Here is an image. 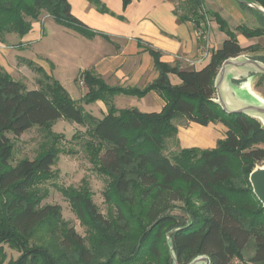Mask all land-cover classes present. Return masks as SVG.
<instances>
[{
    "label": "trees",
    "instance_id": "obj_1",
    "mask_svg": "<svg viewBox=\"0 0 264 264\" xmlns=\"http://www.w3.org/2000/svg\"><path fill=\"white\" fill-rule=\"evenodd\" d=\"M87 1L99 13L114 16L98 0ZM203 1L184 0L178 17L205 33L209 16L226 35L201 70L171 66L160 60L158 51L145 47L158 77L141 90L110 87L92 70L78 75L75 81L82 80L86 90L82 104L100 101L106 108L100 120L33 62L22 60L40 76L34 89L0 67V244L21 252L10 264H172L163 245L167 235L177 264L201 256L209 264H230L242 259L251 242L254 253L249 262L264 264V208L249 182L253 169L264 164V128L254 118L223 111L214 101L222 63L251 49L238 44L234 31L247 39L264 36V16L234 0L256 16L259 26L232 31L217 13L203 11ZM241 1L264 9V0ZM121 2L124 8L130 4ZM43 13L83 37L98 35L71 14L67 0H0V40L8 34L23 37ZM169 75L180 84L172 85ZM150 92L164 102L158 113L114 106L115 96L143 98ZM178 118L202 127L219 123L226 128L225 137L214 149H179L167 156V143L178 145L174 124ZM59 120L85 129L87 160L106 177L103 195L116 212L117 224L102 217L86 186L61 188L89 238L68 227L58 206L40 205L45 196L40 186L55 177L51 170L57 162L55 147H44L33 160L10 165L12 144L7 135L19 137L37 127L55 140L51 127ZM176 204H181L180 217L171 214ZM130 224L135 226L124 233ZM34 238L37 243L31 244ZM102 251L107 259L96 262L95 255Z\"/></svg>",
    "mask_w": 264,
    "mask_h": 264
},
{
    "label": "crops",
    "instance_id": "obj_2",
    "mask_svg": "<svg viewBox=\"0 0 264 264\" xmlns=\"http://www.w3.org/2000/svg\"><path fill=\"white\" fill-rule=\"evenodd\" d=\"M98 1L114 16L99 13L87 0H67L71 14L98 35L83 37L44 14L23 37L8 34L0 40V67L17 78L25 71L31 73L22 60L31 61L57 80L73 100L79 101L86 92L84 87L80 91L75 87L81 72L92 70L110 87L141 90L158 77L145 47L158 51L160 60L171 66L201 70L226 39L214 21L208 23L205 33H198L190 21L179 22L181 12L175 14V10L179 1L184 0H130L126 8L121 0ZM203 5L217 13L232 31L239 26H259L256 16L241 10L234 0H204ZM234 33L241 47L256 43V38ZM169 81L172 85L180 84L175 75H169ZM113 103L118 110L135 108L141 113H158L164 106L154 92L143 98L118 95ZM82 107L99 120L106 114L100 101ZM177 128L180 149H214L226 133L219 123L202 127L185 121Z\"/></svg>",
    "mask_w": 264,
    "mask_h": 264
},
{
    "label": "rangeland",
    "instance_id": "obj_3",
    "mask_svg": "<svg viewBox=\"0 0 264 264\" xmlns=\"http://www.w3.org/2000/svg\"><path fill=\"white\" fill-rule=\"evenodd\" d=\"M183 6V1H179L176 6V11L181 12ZM203 11L206 12L209 10H207L203 5ZM44 14L46 13H43L42 16ZM207 19L209 23L211 22L212 18L210 19L209 16H207ZM255 42L256 43L254 45L249 46L251 48L250 51L242 54L241 56L249 57L251 59H264V36L257 37ZM29 70L31 73L25 71L24 73L20 74L19 77H14L13 79L15 81L24 83L27 89H34L36 88V80L40 76L33 72L30 68ZM244 78L239 77L238 80H233V84L236 87H239L245 83L247 85L249 84L251 94L260 103H264V77L262 74L253 73L245 76ZM75 87L79 91L80 88H83L79 86V81L75 83ZM71 89L73 90V88ZM77 102L80 105H83L80 100ZM256 120L264 128V121L258 118H256ZM174 124L176 126L183 125L185 124V120L178 118L174 121ZM51 131L55 134V136H57L55 140L51 137H48L44 130L37 127L28 130L19 137L7 135L12 144V159L10 161V165L15 166L19 161L24 159L33 160L44 147H55V149L58 150L57 162L51 168L52 172L55 173V177L40 186V189L45 194L40 205L58 206L60 208L62 220L68 224V227L73 228L76 234H78L80 237L89 238L88 230L77 219L67 198L60 192L61 188H71L78 190L79 188L86 186L91 194L93 204L96 206L102 217L105 220L116 222L117 224L118 220L115 209L105 201L103 195L104 191L106 190L107 179L106 177L98 174L87 160L84 148V144L87 141V137L84 134L85 129L79 125L59 120L51 127ZM179 149V146L176 145L175 142L169 141L164 154L171 156ZM257 166H264V164ZM175 206L176 209L173 210L171 214L179 217L182 216L181 212L179 211L181 204H176ZM133 226H135V224H130L124 233L130 232ZM45 238L47 239L48 237L45 236ZM37 239L38 238L32 239L31 244L37 243ZM163 245L165 246V253L169 254L170 258L172 259V264H177L175 261V255L170 246L169 235L166 236L165 240L163 241ZM253 253L254 245L251 242L244 251L242 259H234L230 264H252L249 262V259ZM20 255L21 252L18 250L10 248L6 244H0V264H10L15 262ZM106 259V251L98 252L95 255L96 262L101 263ZM146 264L153 263L149 261L148 263L146 262Z\"/></svg>",
    "mask_w": 264,
    "mask_h": 264
},
{
    "label": "water",
    "instance_id": "obj_4",
    "mask_svg": "<svg viewBox=\"0 0 264 264\" xmlns=\"http://www.w3.org/2000/svg\"><path fill=\"white\" fill-rule=\"evenodd\" d=\"M248 6L249 8L261 13L264 16V9L248 2L237 0ZM229 67L233 70H227ZM241 69V70H240ZM264 74V64L260 61L251 59L245 56H238L236 58H230L225 60L215 78V99L214 101L227 113L243 114L251 118H258L264 121V103H260L251 94L248 85L245 83L239 87L233 84V80H238L239 77L244 78L249 74ZM245 79V78H244ZM225 85V86H223ZM230 92L233 97H228L230 103L235 104L234 100L241 103L236 105L233 110H229L225 96L227 92ZM263 166H257L249 175V182L252 187V191L258 201L264 208V168ZM189 264H209V260L205 256L197 257Z\"/></svg>",
    "mask_w": 264,
    "mask_h": 264
},
{
    "label": "bare ground",
    "instance_id": "obj_5",
    "mask_svg": "<svg viewBox=\"0 0 264 264\" xmlns=\"http://www.w3.org/2000/svg\"><path fill=\"white\" fill-rule=\"evenodd\" d=\"M234 68H232V67H229L227 70H233ZM241 70V69H240ZM223 86H225V85H223ZM233 97L232 96V94L228 91L227 92V94H226V96H225V101L227 102V107H228V109L229 110H233L235 107H236V105H241V103H239L238 101H236V100H234V102H235V104H232V103H230L229 102V100H228V97ZM264 118V117H263ZM262 168H264V166L262 167Z\"/></svg>",
    "mask_w": 264,
    "mask_h": 264
},
{
    "label": "built area",
    "instance_id": "obj_6",
    "mask_svg": "<svg viewBox=\"0 0 264 264\" xmlns=\"http://www.w3.org/2000/svg\"><path fill=\"white\" fill-rule=\"evenodd\" d=\"M79 86L83 87L84 84H83V81L82 80H79Z\"/></svg>",
    "mask_w": 264,
    "mask_h": 264
}]
</instances>
